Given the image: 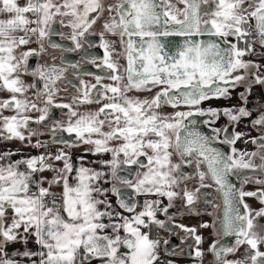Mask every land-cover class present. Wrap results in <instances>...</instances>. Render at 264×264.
<instances>
[{
	"label": "snow or ice",
	"instance_id": "snow-or-ice-1",
	"mask_svg": "<svg viewBox=\"0 0 264 264\" xmlns=\"http://www.w3.org/2000/svg\"><path fill=\"white\" fill-rule=\"evenodd\" d=\"M179 3L183 9L173 10L167 0H0V93L8 94L0 98V141L30 143L32 137H52L50 142L37 138L31 144L43 149L36 156L0 150V264H159L160 241L151 238L152 226L172 229L158 214L171 221L169 209L176 199L189 211L197 201L215 210L219 205L201 191L213 187L223 208L211 227L219 237H234L230 245L222 240L209 245L214 264H264V225L258 223L264 207L255 210L246 200L255 198L264 205V134L245 141L256 146L248 152L234 147L244 133L230 132L241 118H250L253 127L264 133V112L252 118L247 108L251 85H264V66L245 59L256 54V43L264 48V0ZM100 20L102 64L110 70L106 78L114 84L102 85L105 77L97 75L95 85L80 82L83 90L77 88L79 95L71 104L57 103V93L67 90L57 86L66 68L38 63L32 69L29 59L42 56L46 41L48 48L62 52H78L82 41L94 47L87 35L95 34L90 30ZM57 23L71 29L74 47L52 41L53 36L65 38L54 27ZM106 33L119 37L127 61L123 74L118 60L113 59L114 46L104 39ZM162 37L180 39L169 47L170 41ZM32 43L38 49L23 50ZM82 58L96 64V57L87 52ZM25 74L34 78L33 84H25ZM37 79L43 81L42 90ZM240 85L246 87L240 93L241 106H201L213 99H231V91ZM29 88L38 89L44 107L25 95ZM131 92L152 95L141 99L129 95ZM101 101L107 103L95 111L76 110ZM165 106L175 111L166 114L162 111ZM51 108L67 109L63 113L67 119L51 117ZM4 111L13 114L3 115ZM32 112L39 115L33 119ZM221 117L228 123L215 127ZM201 123L210 127L212 135L200 130ZM33 124L48 132L38 131ZM50 143L62 147L53 152ZM215 144L231 146L230 153ZM81 145L89 146L85 154L110 153L111 159L86 161L82 155L74 162L70 150ZM173 154L180 158L179 163L173 162ZM16 155L21 158L13 160ZM88 163H99L107 171L88 167ZM192 164L194 173L182 170ZM234 175L241 182L239 187L232 182ZM191 180L198 183L195 189L188 187ZM101 182L111 183V187L104 188ZM250 183L260 187L244 190ZM109 193L116 197V207ZM135 197L144 199L141 203ZM163 199L168 203L162 206ZM173 228H180L194 241L192 258L203 264V237L197 228L182 224ZM30 240L38 250L27 248ZM17 243L22 250L9 252ZM241 247L243 254L237 257Z\"/></svg>",
	"mask_w": 264,
	"mask_h": 264
},
{
	"label": "flooded vegetation",
	"instance_id": "flooded-vegetation-1",
	"mask_svg": "<svg viewBox=\"0 0 264 264\" xmlns=\"http://www.w3.org/2000/svg\"><path fill=\"white\" fill-rule=\"evenodd\" d=\"M114 0H106V3H112ZM167 3H170L171 5L174 6V9H183L184 5L182 3H179V0H167ZM165 9H161V11H164ZM103 20H100L97 22L96 25L93 26V29L90 31L95 32L94 35H87V40L91 41L94 45V47L89 48L88 44L86 42L82 41V47L81 49L77 51H71V52H62L60 49H51L47 47V41L45 42L46 50L42 54L41 57H31L29 59V64L32 69L36 67L38 63L40 64H48V65H56L57 67H64L66 68L65 74H64V79L61 81L57 82V86L61 89L66 87V91L62 90L57 93L56 97V102L57 103H72L73 97L78 96L79 93L77 92V88H80L83 90V85H81V81L84 82V85L91 86L96 84V79L95 77L97 75L105 77L104 79L101 80V84H103L104 81H112L110 79H107L108 72L110 70L106 69L104 65L102 64L103 58H104V49L100 47V35L99 33L103 31L102 28ZM57 31L62 32L64 34L65 38H61L60 36H53L52 41L55 43L61 44L65 48H71L74 47V45L71 42L70 34H71V29L64 28L62 27L59 23H57L55 26ZM178 38V37H174ZM104 39L109 41L115 49V53H121L120 56H116L114 53V59L118 60L121 62V65L124 68L127 67V61L125 56L122 54L123 49L120 45L119 37L118 36H111L110 34H105ZM125 40H127V37H125ZM39 45L36 43H32L30 45H27L24 47L23 50L27 49H38ZM255 49V55H250L246 56L245 59L251 60L254 63L260 64L264 66V48H262L259 43H256L254 45ZM87 52L90 56L96 57V64L89 63L86 59H83V54ZM123 63V64H122ZM70 64H77L78 67L73 69L69 67ZM124 68L122 67V73H124ZM261 71H264V67H262ZM30 85L34 83V78L31 75L25 74L24 75ZM36 83L39 85V89L42 90L43 88V81H39L38 79L35 80ZM126 83V80L124 81ZM37 95V88H32ZM254 90H260L261 95L263 97V109L262 110H257L256 108L253 107V103L250 100L251 95L253 94ZM246 91L245 85H240L234 90L231 91V99H213L209 101H205L201 106L204 108H216V109H222L225 107L231 108V107H238L241 106L242 101L240 98V93H243ZM93 96H95L96 92L95 89L92 90L91 93ZM131 96H139L141 99L145 97H151L152 93H137V92H131L129 93ZM42 97V96H41ZM247 108L252 112V118H256L259 116L260 113L264 112V85L261 84H252L251 85V93L250 95L247 96ZM104 101H101L100 104H89V105H81L77 111L84 112V111H95L97 105H102ZM75 107V106H74ZM184 110V109H180ZM162 111L164 113H172L175 111L174 109L165 106ZM67 109H56V108H51L50 109V116L53 117L54 119L57 120H66L67 117L63 115V113H66ZM200 121H203L206 119L205 117H198L197 118ZM228 123L227 119L224 117H221L217 123L214 125L215 127H222ZM33 128L37 129L38 131L41 132H48V128H42L39 125H32ZM49 127H51V122L49 121ZM200 130L204 132L207 135H212L210 127L207 125H204L203 123L200 124ZM231 131H236V132H242L244 133V136L241 138L240 141H237V143L234 145V147L238 151H248L252 152L256 150V146L252 145L250 142L245 143V141H250L252 138H256L260 136L261 133L257 128H254L253 125L250 122V118H241L239 123L234 127L230 128ZM24 134L27 136L28 132L27 130H24ZM65 138H67V134H63ZM57 136L59 137L60 134L57 133ZM41 139L46 142H50L52 137L50 135H42L39 137H32L31 141L35 143L36 139ZM223 138V135H221V139ZM2 142V141H1ZM8 145H12L14 147H22V148H30L33 149L34 147L31 146V144L34 143H21L18 140H14L13 142H2ZM27 144V146H26ZM58 146H61L60 144H51L50 143V148L54 150V152L58 149ZM83 146H88V145H81L78 148L71 149V155L73 158V155L79 152V150H85L88 147L81 148ZM215 147L219 148L221 151L225 153H230V147L229 145H224V144H215ZM40 151H43V149H40ZM110 154V153H109ZM111 159V154L109 156ZM141 159H144L143 157ZM172 160L174 163H179L180 158L173 154ZM259 163V161H256ZM62 166V165H61ZM133 170L136 171L137 169L135 166H132ZM182 170L185 172L189 173H194L195 172V165H189V166H182ZM201 170L206 171L203 165H201ZM139 171H143L142 169ZM50 174V173H49ZM126 174V173H121ZM232 182L237 184V187L240 186L241 182L237 179V177L234 175L231 177ZM112 183H116L115 181H112ZM120 187L122 190L125 191H131L130 189H127L124 185H117ZM198 186V183L196 180H191L188 183V187L190 189H195ZM258 187V185L254 184H246L244 185V190L246 191H255ZM202 192L208 193L207 199L212 201L214 204L219 205V208L213 209L211 205H206L202 201H197V203L192 207V210L189 211L184 207V202L180 199H176L174 201V207L169 209V214L173 216V219L171 221L168 220V217L166 215H163V221L168 225V228L172 229V231H169L166 228H159L156 226H152L151 229V238L152 239H158L160 242L164 244V254L167 255L170 258H181V259H186V260H193V250L195 249V244L194 241L190 238L187 237L186 234L180 229V228H173V225L175 224H182V220H187L189 217L193 216H206L208 217V223L205 221L203 223H207L210 225V228L213 230L211 225L213 224V221L216 220L218 217L222 216V200L220 198L219 193L215 191V188H208V189H202ZM116 198V197H115ZM140 197H135V199L139 200ZM168 203V201H167ZM166 203V204H167ZM199 212L200 214L197 215L196 212ZM207 212H213V215H208ZM183 225V224H182ZM207 230V228H205ZM214 232V231H213ZM234 237H227L226 239H232ZM167 240L169 243L165 244L164 241ZM211 245L215 240H222V242L225 240V238L217 236V234L214 232V235L211 239ZM183 241V243H182ZM27 248L35 251L38 250V245L34 243V240H30L27 244ZM13 249H20L22 250V245L20 243H17L11 247H9L8 251L12 252ZM208 250V248H207ZM205 250V252L207 251ZM264 251V249L262 250ZM203 264H214V257L210 252H207V254L204 255V262Z\"/></svg>",
	"mask_w": 264,
	"mask_h": 264
},
{
	"label": "crops",
	"instance_id": "crops-1",
	"mask_svg": "<svg viewBox=\"0 0 264 264\" xmlns=\"http://www.w3.org/2000/svg\"><path fill=\"white\" fill-rule=\"evenodd\" d=\"M254 96L259 97L260 100L263 99L260 90H254L253 94L250 97L251 101H252V98ZM254 106H256L255 108L257 110L261 109V106L259 104L258 105L254 104ZM0 150H3V151H8V150L15 151V152H18V153L22 154L24 157L36 156V155H39L40 152H41L40 149H36V148H33V149L25 148L24 149L22 147H14L12 145H8V144H5V143H2L1 141H0ZM82 155L85 156L86 161H100V160L107 161V160H110V158H109L110 154L109 153H104V154L93 156L90 153L89 154H85V150H79V152H77L76 154L73 155V158H72L73 161L75 162L76 158L79 157V156H82ZM19 158H21L20 155H16V156L12 157L13 160L19 159ZM86 166L95 168L97 170L107 171V169H102L101 165L99 163H88ZM44 175L50 177L51 173L50 174L49 173H44ZM106 179H110V177H106ZM111 183H103V182H101V184H102V186L104 188H110L111 187ZM57 191H60V189H57ZM151 198L155 199V197H151ZM109 199H110L113 207H116V198H115V196H112L109 193ZM143 199H144V197H140L139 201L142 203ZM166 203H167V199H163L162 206L166 205ZM117 210L121 211L122 214L125 215V216L131 215L130 213L123 212L120 209H117ZM158 218L163 220V215L158 214ZM169 262H171V264H196V262L192 261V260L168 257L167 255L164 254V244L162 242H160V245H159V264H169ZM92 264H96V262L93 261Z\"/></svg>",
	"mask_w": 264,
	"mask_h": 264
},
{
	"label": "rangeland",
	"instance_id": "rangeland-1",
	"mask_svg": "<svg viewBox=\"0 0 264 264\" xmlns=\"http://www.w3.org/2000/svg\"><path fill=\"white\" fill-rule=\"evenodd\" d=\"M22 2H23V0H22ZM113 37H115V36H113ZM113 59H114V56H113ZM118 63H119V65H121L120 61H118ZM122 67L124 68V64H123V66L121 65V68H120L121 73H122ZM22 79L24 80L26 85H30L28 79L24 75L22 76ZM103 84L104 85H110V84H114V82L106 80L103 82ZM25 95L30 100H33L34 102H36L38 107H44V97L43 96L38 97L32 88H29L28 91L25 93ZM109 95H111V94L109 93ZM7 96H8L7 93H0V98H6ZM103 103H107V101H104ZM252 103H253L254 108L256 107V106H254V104H257V105L259 104L261 106L260 110L263 109V101L260 100L259 97L254 96L252 98ZM101 106L102 105H97L96 110ZM11 114H13V113H11L9 111H4V113H3V115H11ZM29 115H31L32 118L35 119L39 115V113L38 112H32ZM2 142H7V141H2ZM11 142H13V141H11ZM31 143H34V142L31 141ZM60 147L61 146H58V148H60ZM84 147H88V146H83L81 148H84ZM246 200H247V203L255 210H258L259 208L264 207V205H261L255 198H246ZM205 221L208 223V217H206V216H196V217L191 216L187 220H182L181 223L187 227L197 228V234L203 237V244L200 247L204 251V253L207 254L208 251L205 252V250H207V248H209V244L212 241L211 239L214 235V232L210 227H208L207 230H205V228L200 227V225ZM258 223L260 225H264V217L259 218ZM263 249H264V246H261V250H263ZM243 251H244V247H241L240 251L237 253V257L242 256ZM237 257L229 256L228 258L234 259Z\"/></svg>",
	"mask_w": 264,
	"mask_h": 264
},
{
	"label": "water",
	"instance_id": "water-1",
	"mask_svg": "<svg viewBox=\"0 0 264 264\" xmlns=\"http://www.w3.org/2000/svg\"><path fill=\"white\" fill-rule=\"evenodd\" d=\"M160 11H161V9H160ZM161 39H166L167 41H170V43H169V47H171L173 44H175L180 38H174V37H168V38H161ZM233 241H234V238H232V239H226L225 238V240L223 241V243L224 244H226V245H230V244H232L233 243Z\"/></svg>",
	"mask_w": 264,
	"mask_h": 264
},
{
	"label": "built area",
	"instance_id": "built-area-1",
	"mask_svg": "<svg viewBox=\"0 0 264 264\" xmlns=\"http://www.w3.org/2000/svg\"><path fill=\"white\" fill-rule=\"evenodd\" d=\"M53 152H54V150L53 149H51Z\"/></svg>",
	"mask_w": 264,
	"mask_h": 264
}]
</instances>
